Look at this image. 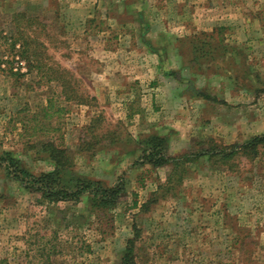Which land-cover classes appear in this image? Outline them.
<instances>
[{"label": "rangeland", "instance_id": "obj_1", "mask_svg": "<svg viewBox=\"0 0 264 264\" xmlns=\"http://www.w3.org/2000/svg\"><path fill=\"white\" fill-rule=\"evenodd\" d=\"M196 41L213 59L192 61ZM156 130L170 154L264 130V0H0V152L46 171L52 143L124 185L95 208L0 171V264H119L131 237L135 264H264V146L179 176L135 161Z\"/></svg>", "mask_w": 264, "mask_h": 264}, {"label": "trees", "instance_id": "obj_2", "mask_svg": "<svg viewBox=\"0 0 264 264\" xmlns=\"http://www.w3.org/2000/svg\"><path fill=\"white\" fill-rule=\"evenodd\" d=\"M15 40L10 43L12 48L16 45ZM204 43L202 42L203 45ZM226 48V45L221 46L224 52ZM24 51L28 50L25 48ZM190 51L192 61L204 59L206 55L209 56V59H213L214 49H204L198 41L193 43ZM161 58L163 60V56ZM171 72L165 70L163 73L171 74ZM196 95L203 97L204 91L200 90ZM134 144L137 145L139 151L136 162L149 163L153 167L171 165V170H176L181 176L185 171V165L197 161L203 156L209 159L213 158L215 163L221 165L228 164L229 167L233 166L231 160L237 155H244L248 159L256 157L259 148L264 146V132L252 135L241 142L234 141L227 144L215 141L213 136H209L207 140L190 142L187 148L174 154L168 152V137L160 134L157 130L141 135L134 141ZM44 151H48L45 159L50 160L53 164L51 170L34 172L11 151L3 150L0 152V171H3L5 176L16 180L20 186L36 192L48 202L78 201L86 197L90 206L95 208H111L117 203L124 189L121 182L115 181L107 184L75 171L72 164L67 163L69 160L67 156L64 155V160L59 158L64 150L55 149L52 143H44ZM134 239V237L127 239L119 264H135L132 250Z\"/></svg>", "mask_w": 264, "mask_h": 264}, {"label": "crops", "instance_id": "obj_3", "mask_svg": "<svg viewBox=\"0 0 264 264\" xmlns=\"http://www.w3.org/2000/svg\"><path fill=\"white\" fill-rule=\"evenodd\" d=\"M246 93H251L248 89L246 90ZM264 132V130H262V131H260V132H258V133H253V134H251V135H249L248 137H246V138H249L250 136H252V135H257V134H260V133H263Z\"/></svg>", "mask_w": 264, "mask_h": 264}, {"label": "built area", "instance_id": "obj_4", "mask_svg": "<svg viewBox=\"0 0 264 264\" xmlns=\"http://www.w3.org/2000/svg\"><path fill=\"white\" fill-rule=\"evenodd\" d=\"M20 63H22V61H20Z\"/></svg>", "mask_w": 264, "mask_h": 264}]
</instances>
